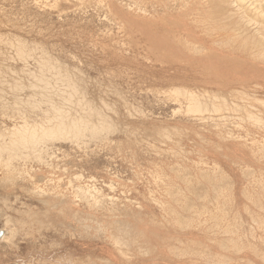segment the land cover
Returning <instances> with one entry per match:
<instances>
[{
	"label": "rangeland",
	"instance_id": "1",
	"mask_svg": "<svg viewBox=\"0 0 264 264\" xmlns=\"http://www.w3.org/2000/svg\"><path fill=\"white\" fill-rule=\"evenodd\" d=\"M244 1L0 0V140L47 124L20 100L38 83L2 77L6 37L61 63L108 126L0 161V264H264V126L175 93L264 118V0Z\"/></svg>",
	"mask_w": 264,
	"mask_h": 264
},
{
	"label": "bare ground",
	"instance_id": "2",
	"mask_svg": "<svg viewBox=\"0 0 264 264\" xmlns=\"http://www.w3.org/2000/svg\"><path fill=\"white\" fill-rule=\"evenodd\" d=\"M237 1L239 2V0ZM241 1H243V4L245 3L244 0ZM250 6L251 8L253 7L252 4ZM234 33H236V31ZM260 33L263 34L264 32H262L261 30ZM260 33L258 35H261L262 37L263 35ZM248 38L249 37H247L246 39ZM236 39L234 38V40ZM258 39L260 41V38ZM5 40L8 41V45H12L14 51H16L15 54H17L18 57L15 55V57H12L13 61L11 60V65L13 66H11V69H7L4 72L2 74V77H5L7 79V83L12 82V84L16 86V88L33 87L34 84L38 83L40 87H33L35 88V90L32 92L33 96H28L26 98L24 97L23 99L20 98V100L25 101L26 104H29V106L33 108L40 109V111L43 113V121L47 122V124H44L42 123V121L33 120L32 122H30L28 121V119H24V123L21 126H16L10 131L8 140H0V161H2L8 169L12 168L13 160L17 157H20L21 159H43L45 153H47L48 151V146L51 145V142L53 140H80L81 136H83L84 134L89 133L91 135H94L97 130H105L108 127L106 126V123L102 116L99 117L98 113H96L93 107H91V105L87 102L84 92L79 89L75 82V79L72 78L70 73L67 75L66 71L64 72L61 63L57 61L55 62L51 59L39 58L35 60L37 64L33 66L32 63L34 60L32 61L28 59L30 52L25 44H23L22 42L15 44L10 37H6ZM243 46L245 45L243 44ZM21 57L23 58L19 60L18 58ZM24 57L26 58L24 59ZM18 60L21 61L23 65H19L20 63ZM23 60H25L24 63ZM14 61H16L18 64H15L17 65L15 67ZM16 69L18 70V72L16 74H13V72L17 71ZM0 82H4L3 79H0ZM175 93L178 94V96L181 95L187 99L188 105L186 109L188 112L198 113L200 115L216 112L223 113L225 111L235 113L239 112L243 114V117H241L242 115L240 114L241 120L248 119L249 121H254L264 126V118L262 113H255L252 109L249 108L248 104L243 105L231 102V98L229 99L228 95H223L220 92L210 93L205 91V93L199 95L187 88H178L175 90ZM236 94V97L240 99L251 100L248 94L242 92H237ZM240 94H243V97ZM261 104L264 107V100L261 101Z\"/></svg>",
	"mask_w": 264,
	"mask_h": 264
}]
</instances>
